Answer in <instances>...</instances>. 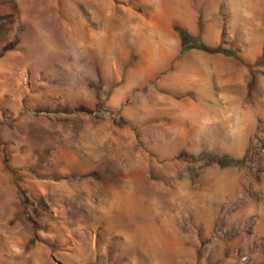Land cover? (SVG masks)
<instances>
[{
	"label": "rangeland",
	"instance_id": "374dc122",
	"mask_svg": "<svg viewBox=\"0 0 264 264\" xmlns=\"http://www.w3.org/2000/svg\"><path fill=\"white\" fill-rule=\"evenodd\" d=\"M175 25L236 53L234 118L182 112ZM0 264H264V0H0Z\"/></svg>",
	"mask_w": 264,
	"mask_h": 264
},
{
	"label": "crops",
	"instance_id": "0c3cea01",
	"mask_svg": "<svg viewBox=\"0 0 264 264\" xmlns=\"http://www.w3.org/2000/svg\"><path fill=\"white\" fill-rule=\"evenodd\" d=\"M167 5L171 6L170 4H166L165 6ZM160 13L161 12H158V14ZM162 14L164 17L167 16V13L165 11H162ZM168 17L170 16L168 15ZM159 29L157 30L161 31V28ZM131 32L134 33V35L135 34L137 35L138 34L137 27L132 28ZM204 53H201L198 56L194 53L190 54V56L196 57L195 60L187 59V58L183 59L184 60L183 62H186L187 64H192V63L197 64L200 68L191 65L192 68L189 69V72L188 71L185 72L183 68H176L170 75L171 81L172 80L186 81V79L192 81L194 79L197 82L195 91H192L197 98L196 105L191 107L189 106V108H187L186 111H182V112L187 114L189 113L197 114V111L201 110V112L203 113H210V118H215V119L234 118L233 114H235V112L239 108L238 104L240 103L234 104V101L231 102L220 101V99L224 100V97L226 98V95H228L229 93L232 94L231 90L237 82L233 80V75L230 79L228 78L220 79L218 73L215 70L206 66V64L211 63L214 60L215 61L218 60L219 59L218 55L207 54V53L204 54ZM177 54H178V49L174 50V49L163 48V45L160 44V46H158L155 49L154 53H152L153 58L151 59L150 62L152 63V65L150 66H152L153 71H159L163 67L164 63L171 61L173 56H176ZM214 88L220 89V92L223 95L222 98H216V99L214 98L215 96ZM182 91L183 89L176 85L170 84V86L168 87V92L170 94H178L181 93ZM171 111L173 112L174 109ZM174 113L175 112H173V115ZM211 114H214V116ZM175 117L181 118V116L179 115L178 116L174 115V118ZM230 135H232L231 139L230 138L228 139ZM223 136H225V138L221 139V145L223 147L222 148L223 150L231 151L236 149V151L241 154L236 155L235 158H240L244 156L247 147V141L244 134H241L237 138L235 137V135L229 133H226ZM235 185L236 182L232 183L231 181L225 179L224 181H222L220 185L218 184L217 192L219 193L220 191H224L227 188H228L227 190L229 189L231 190V188L234 189ZM223 186H227V187L224 188Z\"/></svg>",
	"mask_w": 264,
	"mask_h": 264
},
{
	"label": "trees",
	"instance_id": "16d2710c",
	"mask_svg": "<svg viewBox=\"0 0 264 264\" xmlns=\"http://www.w3.org/2000/svg\"><path fill=\"white\" fill-rule=\"evenodd\" d=\"M173 29L179 37L180 48L182 51H186L189 49H196L205 52L207 54H222L224 56H236V53L234 51L226 50L221 46H216V47L206 46L198 37L191 36L179 26L175 25ZM215 163L221 168L241 167L244 165V160L234 159L232 157L222 155L215 159Z\"/></svg>",
	"mask_w": 264,
	"mask_h": 264
},
{
	"label": "bare ground",
	"instance_id": "6f19581e",
	"mask_svg": "<svg viewBox=\"0 0 264 264\" xmlns=\"http://www.w3.org/2000/svg\"><path fill=\"white\" fill-rule=\"evenodd\" d=\"M132 192H133V191H132ZM145 193H146V192H145ZM125 200H126V199H125ZM126 201H127V200H126ZM126 203H127V202H126ZM180 207H181V206H180ZM143 215H144V214H143ZM148 219H149V218H148ZM126 222H127V221H126ZM128 223H129V222H128ZM153 223H154V222H153ZM134 224H135V223H134ZM118 226H119V225H118ZM149 226H150V224H149ZM143 228H144V227H143ZM138 229H139V228H138ZM140 233H141V232H140ZM143 233H144V231L141 233V236L144 235ZM141 236H140V237H141ZM153 236H154V232H153ZM158 236H159V235H158ZM155 237H156V235H155ZM149 238H150V237H149ZM157 238H159V237H157ZM140 239H141V238H140ZM144 239H146V238H144ZM142 241H143V240H142ZM149 242H150V241H149Z\"/></svg>",
	"mask_w": 264,
	"mask_h": 264
}]
</instances>
